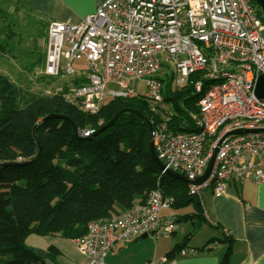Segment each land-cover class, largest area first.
<instances>
[{"label":"built area","instance_id":"2783aa9c","mask_svg":"<svg viewBox=\"0 0 264 264\" xmlns=\"http://www.w3.org/2000/svg\"><path fill=\"white\" fill-rule=\"evenodd\" d=\"M254 1L104 0L77 24L49 22L42 74L79 76L72 62L84 61L86 82L64 94L68 103L96 114L107 98L140 97L155 114H163L155 105L163 103L161 77L172 63L171 89L191 83L199 94L196 112L190 113L196 130L170 132L164 122L151 130L155 154L164 166L161 173L173 171L194 182L216 149L207 179L187 184L191 196L199 199L208 189L221 196L232 180L264 183V132L229 135L264 129V99L254 94L257 78L264 75V22ZM194 75L199 76L191 81ZM138 82L145 85L143 93L135 88ZM108 84L117 89H107ZM93 133L87 129L79 135ZM171 202L154 189L144 203L89 222L86 233L72 240L77 252L87 264H104L118 245L143 235L168 238L177 225L162 212ZM179 253L194 254L186 249ZM170 262L164 256L144 264Z\"/></svg>","mask_w":264,"mask_h":264},{"label":"trees","instance_id":"16d2710c","mask_svg":"<svg viewBox=\"0 0 264 264\" xmlns=\"http://www.w3.org/2000/svg\"><path fill=\"white\" fill-rule=\"evenodd\" d=\"M254 5L258 7L255 1ZM7 17L0 8L2 53V38L11 32V25H5ZM48 24L36 21L43 38ZM44 56L45 50L39 56V66L44 64ZM84 83L72 78L71 85L48 95L25 90L0 74V264H45V258L26 246L28 237L76 239L86 233L89 222L144 203L154 189L172 199L170 208L192 205L197 215H202L201 203L189 194L187 184L162 174L152 160L148 125L132 112L144 116L152 130L164 122L170 132L195 131L190 113L196 112L199 94L193 85L171 90V80L164 82L162 96L168 107L155 105L163 114H155L152 105L140 97L110 99L98 113L88 114L64 98ZM117 112L115 122L96 136L79 135L87 129L96 133ZM50 115L67 120L42 121ZM222 242L228 247L219 264H228L231 241L226 238ZM184 247L176 245L166 257L173 260ZM58 254L52 246L47 250L52 259Z\"/></svg>","mask_w":264,"mask_h":264},{"label":"crops","instance_id":"0c3cea01","mask_svg":"<svg viewBox=\"0 0 264 264\" xmlns=\"http://www.w3.org/2000/svg\"><path fill=\"white\" fill-rule=\"evenodd\" d=\"M13 1L27 10L31 17L34 15L33 19L44 23L57 21L77 24L85 16L94 12L104 0ZM75 69L80 71V75L72 77L73 80L86 82L87 71L80 68ZM163 78L165 75L161 77L164 88ZM137 85H140L143 93L144 83L138 82ZM162 106H166L164 101ZM198 200L202 206V215H197L192 205L180 208L190 209V211L177 213L178 215L171 211L172 208L162 212L163 215L176 217L177 227L173 234L168 238L160 237L166 240L149 238L151 240L145 241L138 238L128 244L118 245L108 253L104 264H144L149 260L166 256L174 250L176 245L182 244L186 251H193L194 254L188 253L182 256L177 252L170 264H219L228 247L222 242L226 238L231 241L228 264H264V183L258 184L253 180L242 182L232 180L227 183L224 194L221 196L213 195L208 189L201 192V198ZM181 221L190 222L193 229L186 234L185 231H181L183 241H179L177 235L178 230H181L178 228V222ZM201 234L205 237L200 242L206 240L205 242L194 245H190L194 242L188 243V241L197 240ZM30 237L26 239V246L45 252V264H87L86 259L76 251L70 239L59 236ZM50 246L59 252L54 259L47 256Z\"/></svg>","mask_w":264,"mask_h":264},{"label":"rangeland","instance_id":"374dc122","mask_svg":"<svg viewBox=\"0 0 264 264\" xmlns=\"http://www.w3.org/2000/svg\"><path fill=\"white\" fill-rule=\"evenodd\" d=\"M0 8L8 15L5 19V25L7 23L11 25V32L8 33L10 38L8 35L3 36L1 41L5 51L3 53L0 52V74L9 77L15 84L33 93L54 94L64 85H70L72 77L54 78L42 74L44 64L39 66L38 60L42 51L45 50L46 36L44 38L40 36V29L36 25L37 19H33L34 15L31 17V14L27 10L17 5L13 0H0ZM72 66L85 70L84 61H74L72 62ZM172 72L173 64L167 63L162 73V76L165 75V78H163L164 82L170 79L172 84H175V79L172 78ZM135 88L142 93L143 90L140 89V85L135 84ZM107 89H117V86L108 84ZM176 89L178 88L173 86V90ZM108 100H110V98H107L105 102ZM160 106H162V104H160ZM183 210L184 209H171L175 215H178L177 213H186L190 211V209ZM178 228L181 229L177 232L179 241H183V238L181 239V231H185L186 234L192 229V226L190 222L181 221L178 222ZM204 237L205 236L201 234L197 237V240H191L188 241V243L194 242L190 245L203 243L206 240L200 241ZM30 238H34V236L32 235ZM143 240L146 241L151 239L144 238ZM159 240L166 239L160 238ZM29 242L31 243V241Z\"/></svg>","mask_w":264,"mask_h":264},{"label":"water","instance_id":"95a60500","mask_svg":"<svg viewBox=\"0 0 264 264\" xmlns=\"http://www.w3.org/2000/svg\"><path fill=\"white\" fill-rule=\"evenodd\" d=\"M258 7L260 8V11L262 13V16H263V22H264V0H255ZM254 94L257 98L259 99H264V75H260L256 82H255V86H254ZM132 112L134 114H136L137 116H139L144 122H146V124L148 125V135H149V139H148V143H149V153L151 155V158L152 160L156 163V165L158 166V168L160 170H163L164 169V166L162 165V163L160 162V160L158 159V157L156 156L155 154V151H154V148H153V144H152V140H151V137H150V133H151V130H152V127H151V124L148 122V120H146V118L144 116H142L141 114H139L138 112L132 110ZM120 114V112H117L113 118L107 123L105 124L102 128H100L96 133H93L92 134V137L93 136H96L97 134H99L100 132L104 131L105 129H107L109 126H111L115 120L117 119L118 115ZM52 118H61V119H64V120H67V118L63 117V116H56V115H50V116H46L42 121H46L48 119H52ZM73 131L75 133H77V129L76 127L73 125ZM248 132H264V129H259V130H253V131H250V130H235V131H232L229 133V135H238V134H243V133H248ZM223 139V138H222ZM221 139V140H222ZM85 140H87L85 138ZM220 140V141H221ZM37 145H38V142H37ZM216 149L212 155V157L210 158V160L208 161V164H207V167L203 173V175L199 178H197L194 182H190L188 181L184 176H182L181 174L179 173H176V172H173V171H166V175L172 177V178H175L177 180H180L186 184H189V183H194V184H200L201 182L205 181L211 171V168H212V165H213V162H214V157H215V153H216ZM39 152V147H38V150H37V154ZM36 154V155H37ZM142 239L146 238L145 235L141 236ZM33 253L37 254L38 256L40 257H45L46 256V253L43 252V251H39L37 249H33Z\"/></svg>","mask_w":264,"mask_h":264},{"label":"clouds","instance_id":"9594fccd","mask_svg":"<svg viewBox=\"0 0 264 264\" xmlns=\"http://www.w3.org/2000/svg\"><path fill=\"white\" fill-rule=\"evenodd\" d=\"M256 2V1H255ZM44 58H45V56H44Z\"/></svg>","mask_w":264,"mask_h":264}]
</instances>
